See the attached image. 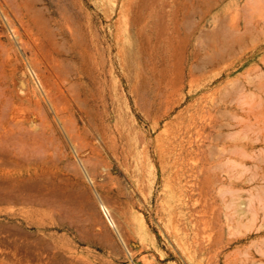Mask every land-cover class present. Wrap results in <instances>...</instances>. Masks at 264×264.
Masks as SVG:
<instances>
[{"label": "rangeland", "instance_id": "374dc122", "mask_svg": "<svg viewBox=\"0 0 264 264\" xmlns=\"http://www.w3.org/2000/svg\"><path fill=\"white\" fill-rule=\"evenodd\" d=\"M127 2L0 0V264H264V0H195L165 77Z\"/></svg>", "mask_w": 264, "mask_h": 264}, {"label": "bare ground", "instance_id": "6f19581e", "mask_svg": "<svg viewBox=\"0 0 264 264\" xmlns=\"http://www.w3.org/2000/svg\"><path fill=\"white\" fill-rule=\"evenodd\" d=\"M201 2H203V1H201ZM194 4H195V0H128L127 5L125 7V10L128 13V15L131 19V22L136 26V29H137V37H138V40L140 42L138 51L140 52L142 57H145L146 60L152 61L154 64H156V61L160 60V59L163 60L165 63L163 68H157L155 65V67L152 68L154 73H157V74L162 75L164 77L166 76L167 71L170 69L169 57L166 55L167 51L169 49H171L172 47L175 48L177 41H178L177 43L180 44L179 41H182V40H185L188 38V35L183 36L181 33V22L179 19L180 13L184 12V14H185V12H187L188 9L191 6H193ZM205 4H207V2H205ZM198 6H197V8L199 9ZM169 8L171 9L170 12H169ZM200 11H201V8H200ZM194 12H196V11H193V14H194ZM199 12H197V13L199 14ZM197 13H195V14L197 15ZM191 14H192V12H191ZM187 16H189V15H187ZM193 16H195V15H193ZM186 19H189V18L187 17ZM186 19L183 22H185ZM191 19L193 20L194 18H191ZM190 20H187L184 23L183 27L187 28ZM186 24H187V27H186ZM188 30L189 29L187 28V31ZM215 33H216V35H219L217 33V31ZM242 34H246V32L242 33ZM239 36L242 37L241 35H239ZM235 39L236 38H234V40ZM238 40L240 42L242 41V39L240 40L239 37L237 38V41L236 40L235 41L238 42ZM235 41H233V42H235ZM141 56H139V57H141ZM195 57H196V55H195ZM212 61H214V60H212ZM196 67H198V65ZM176 78H177V76H176ZM178 78H180V77L178 76ZM7 181L5 183L6 185L10 184V182H12V181L7 182ZM22 183H23V181H22ZM23 184H25V182ZM23 184H19L17 186H21ZM6 185H4L5 190H6V187H5ZM25 185H26L25 187H28L27 186L28 183ZM2 186H3V184H2ZM23 186H22V188H23ZM14 187H15V185H14ZM17 188H15V190H17ZM1 189H2V191H4L3 188H1ZM10 189H11V187H10ZM6 191L8 192V190H6ZM12 191H13V188H12L11 192ZM23 191L24 190L20 191L18 188V191L16 192L17 193L16 196L17 197H18V195L20 196L21 193L18 194V192H23ZM4 192H2V193H4ZM9 193H10V191L8 192V194L6 193L3 195H6V197H7L9 195ZM11 195L12 194H10L9 196H11ZM14 195H15V193L13 194V196ZM1 196H2V194H1ZM9 196L7 197L8 199H10ZM4 197L5 196H3V198ZM1 199L2 198H0V200Z\"/></svg>", "mask_w": 264, "mask_h": 264}]
</instances>
